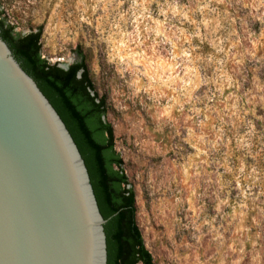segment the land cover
<instances>
[{"label": "rangeland", "instance_id": "obj_1", "mask_svg": "<svg viewBox=\"0 0 264 264\" xmlns=\"http://www.w3.org/2000/svg\"><path fill=\"white\" fill-rule=\"evenodd\" d=\"M85 58L155 264H264V0H0Z\"/></svg>", "mask_w": 264, "mask_h": 264}, {"label": "water", "instance_id": "obj_2", "mask_svg": "<svg viewBox=\"0 0 264 264\" xmlns=\"http://www.w3.org/2000/svg\"><path fill=\"white\" fill-rule=\"evenodd\" d=\"M106 222L66 125L0 37V264H107Z\"/></svg>", "mask_w": 264, "mask_h": 264}, {"label": "trees", "instance_id": "obj_3", "mask_svg": "<svg viewBox=\"0 0 264 264\" xmlns=\"http://www.w3.org/2000/svg\"><path fill=\"white\" fill-rule=\"evenodd\" d=\"M0 37L54 107L85 162L102 217L107 264H155L136 221L135 195L105 122L107 106L90 79L85 58L63 69L41 55V34L20 35L0 20Z\"/></svg>", "mask_w": 264, "mask_h": 264}]
</instances>
